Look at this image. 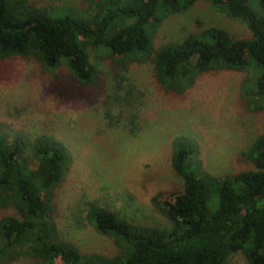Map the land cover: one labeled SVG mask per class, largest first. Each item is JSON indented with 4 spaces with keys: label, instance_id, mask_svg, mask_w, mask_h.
Here are the masks:
<instances>
[{
    "label": "trees",
    "instance_id": "1",
    "mask_svg": "<svg viewBox=\"0 0 264 264\" xmlns=\"http://www.w3.org/2000/svg\"><path fill=\"white\" fill-rule=\"evenodd\" d=\"M198 0H0V76L11 59L36 60L45 70L68 72L74 87L100 81L92 60L102 54L117 62L149 57L153 78L166 94L181 96L204 73L248 72L241 85L248 107L264 115V0H205L241 21L247 38L215 27L152 49V34L168 16ZM94 57V58H93ZM93 58V59H92ZM172 170L182 190L153 203L170 222L166 228L129 222L96 202L85 221L115 242L119 252H83L59 237L53 190L70 171L67 145L48 133L31 134L0 124V264L29 258L37 264H231L241 252L248 264H264V133L244 152L254 169L217 177L200 159L189 136L171 141ZM166 198V199H165Z\"/></svg>",
    "mask_w": 264,
    "mask_h": 264
},
{
    "label": "rangeland",
    "instance_id": "2",
    "mask_svg": "<svg viewBox=\"0 0 264 264\" xmlns=\"http://www.w3.org/2000/svg\"><path fill=\"white\" fill-rule=\"evenodd\" d=\"M54 1L83 6L82 0ZM251 6L260 12L257 0ZM210 27L234 38L250 35L241 21L198 0L159 24L152 49ZM92 62L100 68V81L81 90L62 65L48 71L34 59H11L0 76V124L48 133L67 145L71 168L51 200L58 235L83 252L114 255L119 248L113 239L84 219L89 201L129 222L169 227L153 198L163 193L168 200L182 190L170 164L172 139L194 138L203 167L213 176L252 170L244 152L264 133V115L252 111L242 96L248 72H207L175 96L155 82L149 57L115 62L102 54ZM13 214L11 208L0 209V218ZM230 262L248 264L241 252ZM13 264L37 263L20 258Z\"/></svg>",
    "mask_w": 264,
    "mask_h": 264
}]
</instances>
